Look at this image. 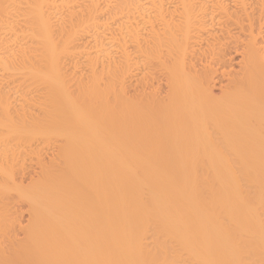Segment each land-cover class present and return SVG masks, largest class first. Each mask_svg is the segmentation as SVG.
I'll return each instance as SVG.
<instances>
[{"label": "bare ground", "instance_id": "1", "mask_svg": "<svg viewBox=\"0 0 264 264\" xmlns=\"http://www.w3.org/2000/svg\"><path fill=\"white\" fill-rule=\"evenodd\" d=\"M0 264H264V0H0Z\"/></svg>", "mask_w": 264, "mask_h": 264}, {"label": "rangeland", "instance_id": "2", "mask_svg": "<svg viewBox=\"0 0 264 264\" xmlns=\"http://www.w3.org/2000/svg\"><path fill=\"white\" fill-rule=\"evenodd\" d=\"M235 60H237V59H235ZM235 60H234V61H235ZM232 66H233V67H235V66H236L234 62H232ZM215 93H217V91H215ZM33 174H34V173H31V176H32ZM35 174H36V173H35ZM33 176H35V175H33ZM33 176H32V177H33ZM20 207H21V206H20ZM21 208H22V210H25V211H26V209H24V208H25V206H24V205H22V207H21ZM21 208H20V209H21ZM22 210H21V211H22ZM21 213H22V212H21ZM26 216H27V212H23V216H21V217H20V220L22 221V219H23L22 223H23V222H24V223L22 224V223H21V221H20L21 225H24V224L26 223V222H25V221H26V219H27V217H26ZM21 218H22V219H21ZM18 235L20 236V232H19V234H18Z\"/></svg>", "mask_w": 264, "mask_h": 264}]
</instances>
